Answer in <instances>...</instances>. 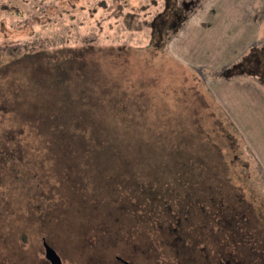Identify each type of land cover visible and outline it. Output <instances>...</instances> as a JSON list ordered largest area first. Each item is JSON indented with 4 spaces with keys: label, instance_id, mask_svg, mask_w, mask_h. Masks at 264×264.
Segmentation results:
<instances>
[{
    "label": "rangeland",
    "instance_id": "374dc122",
    "mask_svg": "<svg viewBox=\"0 0 264 264\" xmlns=\"http://www.w3.org/2000/svg\"><path fill=\"white\" fill-rule=\"evenodd\" d=\"M16 91L35 133L0 154L48 142L69 196L2 169L0 264H264V0H0Z\"/></svg>",
    "mask_w": 264,
    "mask_h": 264
},
{
    "label": "trees",
    "instance_id": "16d2710c",
    "mask_svg": "<svg viewBox=\"0 0 264 264\" xmlns=\"http://www.w3.org/2000/svg\"><path fill=\"white\" fill-rule=\"evenodd\" d=\"M68 80H71V82L77 81L76 77L72 76V75L70 76L69 73H68ZM54 85H56V84H54ZM73 87H74V83H73ZM74 96L77 98L78 95L76 92H75ZM73 99L74 98H72V100ZM22 101L23 100L20 98L19 91H16V93L10 94V96H6V98L0 99V127L2 128L3 126H7V124L15 126L16 128L12 132V134L14 135V139H17L15 142L19 141L18 139L22 140L23 138H29L30 134L33 135L35 133L31 123L33 121H35L36 119L35 118H31V119L27 118V120L29 122L26 120L25 115L23 113L24 111L22 109L23 108V106H22L23 102ZM3 135L4 134L2 132H0V141L5 142L6 140L4 138H7V137L3 136ZM35 138L38 139L40 142L38 135H36ZM4 142H3V145L5 144ZM31 143L39 145L38 148H34L31 146L30 147L31 153H28V154H31L32 164H33V167L35 169H33L30 162L27 161L26 159H24V158L21 159L22 157H18V155H15L14 152H9V153H5V154H0V172H2L1 171L2 169H6V167H8L7 176L13 177V180L17 181V182H15V184H18V182L21 181L20 184L22 186H25L26 183L30 182V189H31L30 194H29L30 200L32 199V197H36V195H37V193L34 195V192H32V186L34 188L35 182L37 181L36 188L43 189V193L40 192L38 194V197H40V198L36 201L38 204V207H39L41 200H43L44 198H50L51 195L53 196L56 193H61L60 195L69 196L68 192H66V190L63 189L64 186L62 184H60V182H58V184L55 185V183H54L55 181H54V178L52 177V173L47 172L46 168H44V173H41V170H42L41 165L42 164L40 162V165H39L38 162L41 159L40 156L43 153H45V151H49L50 144H48V142L43 143V141H42V143L41 142L38 143L37 140L33 141V139L31 141ZM7 146L8 145L3 146L2 151L6 150ZM20 159L22 161H20ZM13 162H17V164H19V166L15 167L14 166L15 164L13 165ZM160 164H162V166L164 165V168L167 170H174V169L179 170V168H180V167H178V165H174V164H171L170 166H169V164L166 166V164L164 162H160ZM25 170H29V172H24ZM28 178H29V180H28ZM121 180H123L122 177H121ZM0 182H2V177H0ZM149 190L150 189L146 188L145 191L144 192L142 191V193H141V195L143 197H145L147 202H160L159 200L154 199L152 196L149 195V193H148ZM185 197L186 196H182L179 198H182V200H184V199H186ZM196 200L198 202L202 201L199 198ZM20 216L24 217V215H20ZM243 218H245V217H243ZM232 220L233 219H231V221L229 222L231 226L229 227L228 230H232L233 228H235L234 224H233L234 222ZM210 221H212V220L210 219L209 222ZM185 223L186 224L184 225V229L186 228L188 230L191 222L187 221ZM209 224L212 226L211 223H209ZM191 225H193V223ZM222 225H223L222 223H219V220H217V223L214 222V224H213V226H215L217 228L224 229Z\"/></svg>",
    "mask_w": 264,
    "mask_h": 264
},
{
    "label": "water",
    "instance_id": "95a60500",
    "mask_svg": "<svg viewBox=\"0 0 264 264\" xmlns=\"http://www.w3.org/2000/svg\"><path fill=\"white\" fill-rule=\"evenodd\" d=\"M44 247H45V256L51 264H64L62 262L60 255L52 246L48 244L47 241H44Z\"/></svg>",
    "mask_w": 264,
    "mask_h": 264
},
{
    "label": "flooded vegetation",
    "instance_id": "af4514ba",
    "mask_svg": "<svg viewBox=\"0 0 264 264\" xmlns=\"http://www.w3.org/2000/svg\"><path fill=\"white\" fill-rule=\"evenodd\" d=\"M234 229V228H233Z\"/></svg>",
    "mask_w": 264,
    "mask_h": 264
}]
</instances>
